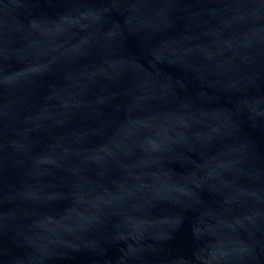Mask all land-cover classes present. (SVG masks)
<instances>
[{
    "label": "water",
    "instance_id": "95a60500",
    "mask_svg": "<svg viewBox=\"0 0 264 264\" xmlns=\"http://www.w3.org/2000/svg\"><path fill=\"white\" fill-rule=\"evenodd\" d=\"M0 264H264V0H0Z\"/></svg>",
    "mask_w": 264,
    "mask_h": 264
}]
</instances>
